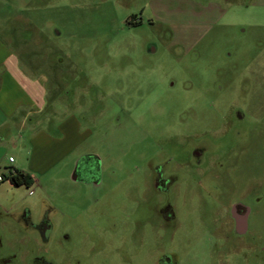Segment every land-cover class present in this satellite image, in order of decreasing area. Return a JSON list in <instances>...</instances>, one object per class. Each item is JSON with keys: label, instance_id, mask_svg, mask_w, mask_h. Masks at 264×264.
Segmentation results:
<instances>
[{"label": "rangeland", "instance_id": "rangeland-1", "mask_svg": "<svg viewBox=\"0 0 264 264\" xmlns=\"http://www.w3.org/2000/svg\"><path fill=\"white\" fill-rule=\"evenodd\" d=\"M156 166L175 174L167 191ZM15 169L29 187L2 180ZM237 200L251 210L241 236ZM165 255L264 264V0H0V264Z\"/></svg>", "mask_w": 264, "mask_h": 264}, {"label": "flooded vegetation", "instance_id": "flooded-vegetation-1", "mask_svg": "<svg viewBox=\"0 0 264 264\" xmlns=\"http://www.w3.org/2000/svg\"><path fill=\"white\" fill-rule=\"evenodd\" d=\"M143 13V9L141 11ZM132 15L127 21V25H131ZM150 24L154 22L149 21ZM206 154V146L204 144L195 145L189 156V166L199 167L204 161ZM85 159L80 160L76 165L75 175L79 180H84L88 177L94 176L95 170L93 166L83 164ZM74 175V176H75ZM175 174L165 173L164 167L156 166L154 170L153 177V189L158 192H164L168 190L169 184H175ZM87 181V180H84ZM227 205L226 213L227 217L232 222L234 226V233L238 236L245 234L248 230V220L250 216V208L241 201H229ZM159 216L162 218V221L167 223L172 221L174 217L173 208L170 205H163L158 209ZM171 258L168 255H165L162 260H159L157 264H170Z\"/></svg>", "mask_w": 264, "mask_h": 264}, {"label": "crops", "instance_id": "crops-1", "mask_svg": "<svg viewBox=\"0 0 264 264\" xmlns=\"http://www.w3.org/2000/svg\"><path fill=\"white\" fill-rule=\"evenodd\" d=\"M15 66H16V64H15ZM15 66H13V67H15ZM14 72L19 73L18 70L16 71V69H14ZM18 76H19V74H18ZM17 81L19 83V84H17V86L19 88V91H21V93H19V94L29 93V95H31V98L32 97L35 98L36 94H40L42 92V90L40 88L38 89L35 86H31V84H30V86L23 84L22 80H20V79L19 80L17 79ZM25 85H26V87H25ZM42 86H44V85H42ZM59 130L64 135V137L65 136L66 137H72V134L74 135V133L78 132V126H77L76 122H74V120L72 118H70L67 121L60 124ZM73 144H74V142H72L71 145L65 147V145H63V142H62V145L61 144L57 145V147L59 148L58 152H60L62 154V156L66 155L67 153L71 152L73 150V148H75V145L73 146ZM64 148H65V150H63ZM44 156H48V155H44ZM43 159H44V157H41L40 161L42 162ZM17 171H19V170H17ZM19 172H21V171H19ZM30 177L32 178L31 175H30Z\"/></svg>", "mask_w": 264, "mask_h": 264}, {"label": "trees", "instance_id": "trees-1", "mask_svg": "<svg viewBox=\"0 0 264 264\" xmlns=\"http://www.w3.org/2000/svg\"><path fill=\"white\" fill-rule=\"evenodd\" d=\"M7 179L14 186H26L29 187L32 183V178L28 174H24L17 170L11 171L7 177L2 178V180Z\"/></svg>", "mask_w": 264, "mask_h": 264}, {"label": "built area", "instance_id": "built-area-1", "mask_svg": "<svg viewBox=\"0 0 264 264\" xmlns=\"http://www.w3.org/2000/svg\"><path fill=\"white\" fill-rule=\"evenodd\" d=\"M9 163H11V164L14 163V159L10 157L9 158Z\"/></svg>", "mask_w": 264, "mask_h": 264}]
</instances>
